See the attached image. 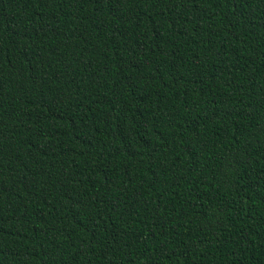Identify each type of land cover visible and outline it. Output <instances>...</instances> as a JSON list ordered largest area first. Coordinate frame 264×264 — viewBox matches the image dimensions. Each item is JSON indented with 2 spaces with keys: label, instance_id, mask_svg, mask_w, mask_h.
<instances>
[{
  "label": "trees",
  "instance_id": "1",
  "mask_svg": "<svg viewBox=\"0 0 264 264\" xmlns=\"http://www.w3.org/2000/svg\"><path fill=\"white\" fill-rule=\"evenodd\" d=\"M0 264H264V0H0Z\"/></svg>",
  "mask_w": 264,
  "mask_h": 264
}]
</instances>
